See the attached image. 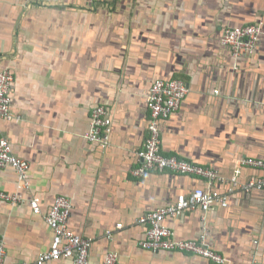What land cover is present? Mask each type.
Wrapping results in <instances>:
<instances>
[{"label": "crops", "instance_id": "0c3cea01", "mask_svg": "<svg viewBox=\"0 0 264 264\" xmlns=\"http://www.w3.org/2000/svg\"><path fill=\"white\" fill-rule=\"evenodd\" d=\"M253 23L263 27L255 51L235 57L221 43L224 30ZM0 68L14 75L15 114L0 119V136L30 162L28 187H19L13 167H0V191L24 197L0 200L6 264H36L51 247L46 214L60 195L73 204L70 228L92 241L89 264H104L110 252L118 264H264V191L246 192L231 180L262 174L241 161L264 158V0H0ZM158 79L189 88L160 121L162 153L225 180L158 169L134 175ZM96 105L112 115L105 147L86 136ZM199 187L226 195L227 206L187 209L164 222L175 239L205 234L225 262L141 247L147 225L138 219Z\"/></svg>", "mask_w": 264, "mask_h": 264}, {"label": "built area", "instance_id": "2783aa9c", "mask_svg": "<svg viewBox=\"0 0 264 264\" xmlns=\"http://www.w3.org/2000/svg\"><path fill=\"white\" fill-rule=\"evenodd\" d=\"M85 1L92 3L95 0ZM262 33L263 27L259 23L229 27L224 30L221 43L229 48L235 57L252 54ZM13 83V73L8 69L0 68V119L15 118L11 109ZM188 92L187 84L180 79H158L152 84L147 96L148 104L151 107V116L147 125L148 136L144 147L138 152L142 164L133 170L134 175H143L149 170L158 169L196 175L210 183L215 180H225L213 168L177 156H166L162 153L160 121L168 118L180 107ZM111 125L112 115L109 109L104 105H96L91 113V128L86 136L93 142H99L104 147L108 146ZM241 163L261 169L262 174L252 177L246 182H240L236 176H233L232 183L246 192L255 189L264 191V158L245 157ZM7 166L13 167L19 173L21 177L19 187H28L27 175L30 162L14 153L12 143L7 137L0 136V167ZM0 200L16 204L23 201L24 197L18 192L0 191ZM29 201L36 213L42 212L39 197H33ZM218 204L227 206L228 197L226 195L219 196L203 187L194 189L190 194H179L174 202L142 215L138 219L140 223L147 225L146 237L140 242L141 247L149 250L192 252L214 262L224 263L225 257L208 245L205 234L197 239H175L173 230L164 222L167 216H177L187 209L200 208L203 211H209ZM72 208L73 204L69 197L60 195L56 198L46 214V220L54 231L52 245L48 250L38 255L36 264H45L60 258H73L77 264H89L92 241L70 228L69 220ZM117 227H122V223H119ZM5 256L6 246L3 241H0V264H6ZM104 264H118L117 254L108 253Z\"/></svg>", "mask_w": 264, "mask_h": 264}]
</instances>
